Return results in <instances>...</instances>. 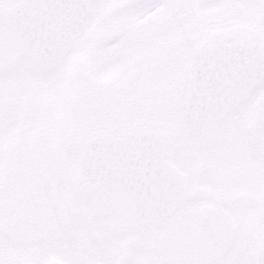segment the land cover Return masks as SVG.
Wrapping results in <instances>:
<instances>
[{"label": "snow or ice", "instance_id": "1", "mask_svg": "<svg viewBox=\"0 0 264 264\" xmlns=\"http://www.w3.org/2000/svg\"><path fill=\"white\" fill-rule=\"evenodd\" d=\"M0 264H264V0H0Z\"/></svg>", "mask_w": 264, "mask_h": 264}]
</instances>
